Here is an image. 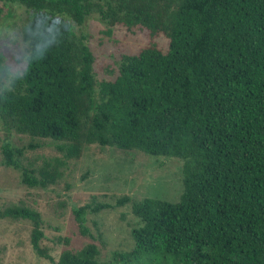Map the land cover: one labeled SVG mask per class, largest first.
<instances>
[{
	"label": "trees",
	"instance_id": "obj_1",
	"mask_svg": "<svg viewBox=\"0 0 264 264\" xmlns=\"http://www.w3.org/2000/svg\"><path fill=\"white\" fill-rule=\"evenodd\" d=\"M14 6L25 11L28 52L14 73L0 54V131L34 143L4 140L1 166L43 190L97 146L177 159L181 179L174 202L122 196L73 208L80 234L100 246L55 261L39 245L36 211L14 204L0 219L28 221L31 249L50 264H264V0H0V14ZM92 16L107 35L138 29L167 48L121 54L114 79L98 81L87 37L74 31ZM42 140L59 156L25 158ZM123 206L137 221L132 246L102 260L85 215Z\"/></svg>",
	"mask_w": 264,
	"mask_h": 264
},
{
	"label": "rangeland",
	"instance_id": "obj_2",
	"mask_svg": "<svg viewBox=\"0 0 264 264\" xmlns=\"http://www.w3.org/2000/svg\"><path fill=\"white\" fill-rule=\"evenodd\" d=\"M9 12L11 17L7 16ZM24 17V8L17 6L10 7L9 11L2 8L0 14V54L2 62L12 73L23 68L28 52L20 34ZM74 31L87 37V46L94 57L92 68L98 81L114 79L115 62L121 54H135L151 42L163 52L167 48L164 37L150 38L138 29L128 31L116 25L107 35L94 16L83 26L74 27ZM4 140L16 147L34 143L21 135L12 134L6 138L0 131V145ZM39 143V148L26 149L24 157L59 156L49 140ZM180 179L181 162L177 159L90 146L77 160L65 163L63 177L56 185L43 190L21 185L18 173L0 164V211L20 203L36 211L40 215L43 233L39 245L55 261L64 249L77 251L93 241L100 246L98 241L80 234L73 208L91 201L111 204L122 196L132 200L154 198L174 202L180 193ZM93 223L104 242V247H99L100 259H107L114 251L124 252L131 248L130 230L137 221L126 206L85 215L83 226L95 238ZM30 230L28 221L0 219V264H50L31 249ZM57 238L60 242L56 241ZM63 239H67V245L62 243Z\"/></svg>",
	"mask_w": 264,
	"mask_h": 264
}]
</instances>
